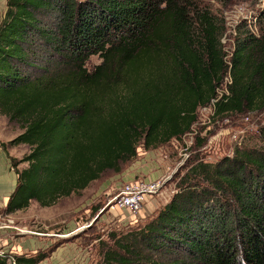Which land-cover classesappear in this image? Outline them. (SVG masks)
<instances>
[{
  "label": "trees",
  "instance_id": "obj_1",
  "mask_svg": "<svg viewBox=\"0 0 264 264\" xmlns=\"http://www.w3.org/2000/svg\"><path fill=\"white\" fill-rule=\"evenodd\" d=\"M51 10L62 16L56 30L40 18ZM225 25L194 0H7L0 114L23 132L2 146L30 148L11 159L18 187L7 213L33 201L53 207L119 172L140 146L182 140L213 99V119L263 112L264 27H240L228 58ZM45 41L55 64L42 61ZM94 56L101 63L89 70ZM229 75V94L220 98ZM176 190L144 227L112 236L122 253L107 252L106 264H264V149L196 161ZM48 257L4 254L0 264Z\"/></svg>",
  "mask_w": 264,
  "mask_h": 264
},
{
  "label": "rangeland",
  "instance_id": "obj_2",
  "mask_svg": "<svg viewBox=\"0 0 264 264\" xmlns=\"http://www.w3.org/2000/svg\"><path fill=\"white\" fill-rule=\"evenodd\" d=\"M200 9L209 10L225 22V51L231 57L237 47V38L247 24L252 32L258 33L264 27V0H194ZM7 0H0V23L6 13ZM2 13V15H1ZM41 21L50 30L62 21L56 10L45 11ZM257 25V27H255ZM45 41V55L42 61L45 66L55 64L56 57ZM52 62V63H51ZM101 63L99 56H94L88 63L92 70ZM211 108H201L198 122L192 131L180 141H172L168 145L153 150L138 148L137 157L129 163L121 165L120 171H108L80 195L61 199L55 206L45 209V220L54 227L47 228L54 237L49 238V247L45 253L49 255L45 264H106L107 252L122 253L115 244L116 235L122 239L128 233L136 232L155 218L178 192L177 183L188 168L196 161L203 160L210 164L223 162L233 158L238 152L263 150L264 140L261 128L264 127L263 112H247L213 119ZM0 123L4 129L1 137H18L23 129L16 122L9 121L0 114ZM199 139H204L200 144ZM10 141V142H11ZM11 153L21 160L29 153L28 146L10 147ZM192 163V164H191ZM28 165V164H27ZM21 167H27L21 165ZM159 182L161 191L148 203L140 213L121 210L116 203L128 185L137 183ZM75 223V226L73 225ZM77 226V228H75ZM42 227L36 224V229ZM61 257L58 259V252ZM6 253L1 251L0 255Z\"/></svg>",
  "mask_w": 264,
  "mask_h": 264
},
{
  "label": "crops",
  "instance_id": "obj_3",
  "mask_svg": "<svg viewBox=\"0 0 264 264\" xmlns=\"http://www.w3.org/2000/svg\"><path fill=\"white\" fill-rule=\"evenodd\" d=\"M1 128L2 124L0 123V252L32 258L39 253H45V250L51 244L47 240L54 237L50 231L45 233V223L47 228H50L61 221L53 224L48 223L45 220V209L47 208L42 207L35 201L32 202L27 210L13 214L7 213L6 209L10 198L18 187V174L12 166L11 159L19 160V158L11 153L10 147L5 149L2 146V144H8L11 138L4 140L1 137L2 135L4 136V129L1 130ZM24 165L28 167L27 164ZM26 168L21 167V165L19 167L20 170ZM36 224L42 227L43 230L41 228L36 229ZM73 225L75 226V223ZM60 257L61 255L58 252L56 257L58 261ZM45 262L43 261L41 264H45ZM60 263H63L62 259Z\"/></svg>",
  "mask_w": 264,
  "mask_h": 264
},
{
  "label": "built area",
  "instance_id": "obj_4",
  "mask_svg": "<svg viewBox=\"0 0 264 264\" xmlns=\"http://www.w3.org/2000/svg\"><path fill=\"white\" fill-rule=\"evenodd\" d=\"M230 82L231 78L229 75L228 77H226L222 89L219 90L220 98L225 94H229L228 85L230 84ZM218 101V99H213L211 105H209L208 107H203L211 108L213 110L212 117H214L215 115V104ZM160 191L161 185L159 184V182L130 184L119 196H117V198L115 199V205H117L121 210H130L132 213L137 214L143 210L145 204L148 202V198L155 197ZM4 254L7 253H3L1 255ZM9 263L17 264L14 258L9 259Z\"/></svg>",
  "mask_w": 264,
  "mask_h": 264
}]
</instances>
